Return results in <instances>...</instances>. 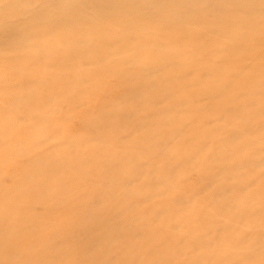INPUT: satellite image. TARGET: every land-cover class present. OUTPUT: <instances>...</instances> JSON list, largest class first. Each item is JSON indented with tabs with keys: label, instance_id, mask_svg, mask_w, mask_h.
<instances>
[{
	"label": "rangeland",
	"instance_id": "rangeland-1",
	"mask_svg": "<svg viewBox=\"0 0 264 264\" xmlns=\"http://www.w3.org/2000/svg\"><path fill=\"white\" fill-rule=\"evenodd\" d=\"M0 264H264V0H0Z\"/></svg>",
	"mask_w": 264,
	"mask_h": 264
},
{
	"label": "bare ground",
	"instance_id": "bare-ground-1",
	"mask_svg": "<svg viewBox=\"0 0 264 264\" xmlns=\"http://www.w3.org/2000/svg\"><path fill=\"white\" fill-rule=\"evenodd\" d=\"M23 39V38H22ZM19 41V40H18ZM165 89V88H164ZM128 101V100H127ZM128 103V102H127ZM135 112V111H134ZM136 120V119H135ZM12 121H14V119L12 120ZM137 121V120H136ZM143 128V127H142ZM51 186V185H50ZM213 223V222H212ZM212 225V224H211ZM195 242V241H194ZM205 242V241H204ZM210 242V241H209ZM209 248H211V247H209Z\"/></svg>",
	"mask_w": 264,
	"mask_h": 264
}]
</instances>
